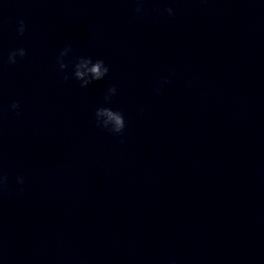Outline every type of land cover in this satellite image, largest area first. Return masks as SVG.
I'll return each mask as SVG.
<instances>
[{
    "label": "water",
    "instance_id": "obj_1",
    "mask_svg": "<svg viewBox=\"0 0 264 264\" xmlns=\"http://www.w3.org/2000/svg\"><path fill=\"white\" fill-rule=\"evenodd\" d=\"M145 8L0 2V264L262 263L264 2ZM67 43L104 58L109 77L64 83L55 56ZM15 47L28 55L10 65ZM111 84L123 136L94 122Z\"/></svg>",
    "mask_w": 264,
    "mask_h": 264
},
{
    "label": "clouds",
    "instance_id": "obj_2",
    "mask_svg": "<svg viewBox=\"0 0 264 264\" xmlns=\"http://www.w3.org/2000/svg\"><path fill=\"white\" fill-rule=\"evenodd\" d=\"M2 2V0H0ZM264 2V0H261ZM146 11L145 0H135V13L140 16ZM169 17L175 16V8L169 5L165 9ZM28 30V25L24 19H18L16 32L19 36H24ZM28 55V50L25 47H15L8 53L6 63L15 65L18 60H22ZM55 65L58 74L62 77L64 83L75 80L81 88H88L99 81H104L109 77L111 66L104 58L94 57L92 55H76L72 43L65 44L55 56ZM170 73L161 77L159 84L154 88L156 93L171 82ZM119 94V89L115 84L107 87L103 94V103L95 108L94 122L95 125L114 135L123 136L127 128V120L125 111L121 108L112 107L114 98ZM10 111L17 115L21 112V104L18 100H13L9 106ZM143 112V107L140 108ZM17 183L23 185L25 178L22 175H17ZM7 183V176L0 173V187Z\"/></svg>",
    "mask_w": 264,
    "mask_h": 264
}]
</instances>
